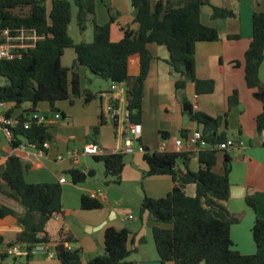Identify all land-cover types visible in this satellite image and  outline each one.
<instances>
[{"label":"trees","instance_id":"trees-1","mask_svg":"<svg viewBox=\"0 0 264 264\" xmlns=\"http://www.w3.org/2000/svg\"><path fill=\"white\" fill-rule=\"evenodd\" d=\"M78 9L77 21L81 31L91 24L93 40L76 43L69 34L73 18L72 3L68 0H0V29H32L43 37L35 48L24 52L21 59L0 62V76L7 82L0 85V101L14 103L7 114L13 113L25 104L30 108L19 116L21 124L13 129L11 145H34L42 148L54 136L51 126L30 120L41 103H48L51 112H57L56 104L61 101L85 96L89 103L93 96L81 91L79 68L85 67L94 75L110 83L124 84L126 89L127 111L132 123L139 124L143 119L145 82L149 76L154 57L150 45L165 47L169 53L167 63L172 72L179 74L175 87L182 96V112L195 122L210 146L228 140L225 132H220L222 124L227 126L231 110L239 105V92L235 90L226 102L222 116L211 117L196 111L184 96L188 84H193L196 95H209L215 90L214 80H201L196 76V45L201 42L221 40L218 30L206 26L201 21L202 9H213L212 19L234 18L232 10L216 7L209 0H133L136 10L134 23L137 29L123 26V37L118 42L111 40V27L116 17L108 10L109 21L101 25L96 19L97 0H73ZM28 9L26 14L16 10ZM253 35L244 54L245 83L248 89L264 93V85L259 78L260 67L264 61V13L256 12L252 18ZM239 36H229L236 40ZM67 49H73L76 59L70 67L62 64ZM138 62V72L133 74L131 62ZM235 65H239L236 63ZM182 92V93H181ZM119 108L116 101H111ZM58 113V112H57ZM29 122L30 127L24 128ZM105 124L103 117L92 129V142ZM115 127V124L112 123ZM257 131H264V112L256 119ZM187 131H182L185 135ZM167 138L168 132H160ZM144 160L148 165L145 177L170 176L173 180L171 192L163 198L144 196L140 213H148L156 226L152 235L158 257L163 264H264V220L257 218L252 230L257 246L254 255H242L233 248L231 227L239 221L219 202L228 200L231 195L230 172L232 157L229 153L205 147L198 153L150 152L145 148ZM194 154L199 170L193 172L189 161ZM223 156L221 172L216 171L219 157ZM125 154L106 153L94 157L105 167V176L112 183L120 185L125 167ZM29 165L20 158L10 156L0 164V193L19 204L23 211L0 203V220L6 217L16 219L21 228L13 243H21L30 252L27 261L37 245L49 244L51 239L45 228L48 221L63 211V187L59 182L28 183L25 173ZM73 184L85 183L94 178V170L78 168L65 173ZM196 186V193L190 196L187 187ZM247 204L257 212L254 196L246 198ZM103 207L99 199L82 195L81 209L98 210ZM4 237L0 236V242ZM72 235L60 233L55 243L56 258L60 264H83L82 249H68ZM105 251L92 258L88 264H134L129 257L136 252L133 248V234L127 228L109 227L105 231ZM143 243V242H141Z\"/></svg>","mask_w":264,"mask_h":264},{"label":"crops","instance_id":"crops-1","mask_svg":"<svg viewBox=\"0 0 264 264\" xmlns=\"http://www.w3.org/2000/svg\"><path fill=\"white\" fill-rule=\"evenodd\" d=\"M129 1L131 0H111V7L109 9H111L113 15L116 17V22L111 27V40L113 42H118L122 39L123 33L121 28L123 26H131L132 29L138 28L134 23L136 10L134 7L132 9L129 6ZM150 1L156 3L159 0ZM209 1L216 7L232 10L236 16L234 18L213 20V9L210 6L203 7L201 13L202 23L206 26L216 28L220 34L221 40L218 42H201L196 45V76L201 80H214L215 90L209 95H196L194 85L190 83L187 85L184 96L193 106H197L195 109L196 111L216 118L222 116L226 111L228 97L232 95L235 90L239 92V105L231 110L227 118V126L222 124L220 132H225L228 139L243 140L246 146L245 149L240 151L239 156L231 155L232 169L230 172V184L231 189L236 188V193L234 196L230 195L228 200L220 201L219 203L232 215L239 218V221L231 227L233 248L242 255H254L257 252V246L253 238L252 230L257 218L264 220V131L259 133L256 126L257 117L264 112V98L257 97L256 95L259 92L247 88L243 61L244 54L249 47L253 35V14L256 12L264 13V0ZM102 3L105 5L104 0ZM96 19L101 25L109 21V19L98 17L97 7ZM229 36H239V38L230 40L228 39ZM149 49L154 60L151 65L149 76L145 82L143 110L147 104V96L151 94L157 109H161L164 113H168L170 109L169 96L176 92L175 83L180 78V75L172 72L170 65L167 63L169 53L165 47L150 45ZM236 63L239 65H235ZM131 67L133 74H136L138 72L137 60H132ZM87 71L88 69L85 67H80L78 70L82 93L88 91L93 96L89 103L86 102L85 96L74 99L72 103L69 100L58 102L56 108H58L57 112L62 115L61 119L55 118V113L57 112H51L48 103H41L36 110V113L39 115L49 118L48 125L51 126V132L54 136L53 141L50 142V147L43 150L41 153L38 149L29 147L28 145H26L25 149L13 147L11 145V140L7 137V144L2 146L0 139V164H4L8 157L16 156L25 164L29 165V169L25 173V179L28 183L59 182L61 178H65L61 176V174L65 175L67 171L74 168L79 169L81 165V155H86L80 153L78 163H75L73 158L69 157L68 154L77 148L81 151L80 147L74 148L78 146L76 144L80 142H82V146L88 143H94L92 139H90L92 136V129L99 125L101 117L104 118L105 124L100 127L99 135L95 140L97 144L107 151V153H112L117 144L116 130L109 119L106 107L108 101L113 99L118 103L119 109L121 110L120 117L124 116L127 111L125 85L118 84V89L112 91V83L109 82L110 85L107 90L96 94L82 84V75L84 74L83 76L87 78ZM259 78L264 85V61L260 67ZM189 95L193 96V102L191 98H189ZM8 106L11 109L14 107V103H9ZM28 108H30V104H25L20 109H17L13 115L20 116L23 111ZM147 121L149 120H145L143 114V119L139 123L142 125V134L136 143L138 142L140 146L142 145L148 148L150 152H160L162 145L165 146L166 151L175 152V142L178 139L199 129L197 124L192 121H190L189 127L172 126V124L160 122V125L157 126V129L160 130L158 131L160 139L157 140L153 138V133H151L149 128L155 126H149L150 124L145 125ZM109 123L111 127L108 125ZM175 129L180 132V137L173 141L171 140V131ZM68 131H75V133L67 134ZM161 131L168 132V137L163 138L160 135ZM182 131H187V133L183 135ZM140 153L141 152H136L135 144L134 152L130 153L134 154L132 162L135 168H130V175L126 174L128 171V164H125L123 171V173L125 172V177L128 176L129 179L131 178L130 180L134 181H143L144 196L147 195L155 199L167 196L173 188L172 178L167 175L145 177V172L148 171V165L144 160V153ZM130 154L125 155L127 156ZM60 155L64 157L62 160H58V156ZM89 157L94 160L93 156ZM223 159V156L219 157L216 167L217 172H221ZM94 162L98 165L103 164L95 160ZM81 167L84 171L94 170L91 162L83 163ZM189 168L193 172L199 170L198 159L194 154H192L189 161ZM104 177L107 182L108 177L105 176V167ZM65 184H67V180L66 183L62 184V187ZM190 188L192 189V193H188ZM84 192L85 193L82 195L87 196L93 193L89 189H86ZM187 193L190 196H194L196 193V186L194 184L189 185L187 187ZM65 194L66 192L63 189L62 213L51 218L45 228L51 239V243H49L51 249L55 248V243L59 239L61 232L72 235L75 242L69 244L70 248L78 249V247L74 245L79 242L75 233L76 227L71 223L75 226L80 225L88 227L91 232L101 231L95 238H89L85 242L84 250L87 249L92 252V254L94 253V257L103 254L105 251L104 242L107 228H127L133 234V248L136 249V252L129 257L130 261L134 262V264L147 261H161L157 254L146 255L145 253H140V247L148 242L147 231H152V228L158 225L150 219L148 213L140 214L142 225L140 229L133 227V225H131V227H125L123 225L124 221L136 222V219L132 215H128V217H125V219L122 218L120 222H118L119 215L121 213L124 214L128 209H117L112 205L106 195L99 199L103 204L101 209L83 210L81 209V193L78 196L79 205L73 203L71 206L67 205ZM248 196H254L256 198L257 212L247 204L246 198ZM7 206L10 207V205ZM110 214L113 217L108 219ZM73 219L74 222L71 221ZM19 232H21V228L17 226L15 218L6 217L0 220V236L4 237V243L10 244L14 242ZM7 234H14L15 238L7 241ZM84 250L82 249V262L83 264H88L91 259L89 261L85 260L83 255ZM13 260L16 262L18 258ZM30 262H33V264H60L56 257L50 258L46 252L37 250L36 248L32 252V259L29 263ZM167 264L175 263L168 262Z\"/></svg>","mask_w":264,"mask_h":264},{"label":"rangeland","instance_id":"rangeland-1","mask_svg":"<svg viewBox=\"0 0 264 264\" xmlns=\"http://www.w3.org/2000/svg\"><path fill=\"white\" fill-rule=\"evenodd\" d=\"M69 2L72 3V12H73V18L71 21V24L69 26V34L73 38V40L76 43L80 42H91L93 40V28L91 24L87 25V29L85 31H81L78 25L77 21V13L78 9L74 5L73 0H68ZM103 0H98L97 2V12H98V17L99 18H104V19H109V13L108 10L111 7V0H104V3H102ZM129 6L131 7L130 1H129ZM28 12V9H22V10H16V13L20 14H26ZM164 48V47H163ZM76 59V53L74 52L73 49H67L66 54L63 58V65L70 67L73 64V61ZM84 75V74H83ZM82 75V84L84 87L87 89L92 90L94 93L99 94L102 91H105L109 87V82L106 81L105 79L98 77L96 75H93L89 70L87 71V78ZM95 76V77H94ZM7 82V80L3 77L0 76V85H3ZM182 93V92H181ZM189 98H191V101L193 102V96L189 95ZM182 96L180 94H177V92L171 94L169 96V104H170V109L168 113H164L161 109H157L155 106L154 100L149 94L146 99V106L144 107V118L145 120H149L145 122V125L150 124L149 126H155V127H149L151 133H153V138L155 139H160L159 133L157 129V126L160 125V122H166L169 124H172V126H185L189 127L190 125V120L187 115L183 114L182 112ZM111 127V124H108ZM162 132V131H161ZM69 133H75V131H68L67 134ZM180 137V132L175 129L171 131V140L175 141L177 138ZM0 139H1V145L5 146L6 143V136L4 132L0 131ZM82 142L76 144L78 146H75L74 148L76 149L77 147L81 148V151L83 149V146L81 144ZM136 144V152H139V143ZM141 154V153H140ZM134 154L127 155L125 158V164H128L127 167V173H131L130 168H135L133 162H132V157ZM89 163L91 162L93 164V168L96 172V176L94 178H89L85 183L83 184H78L74 185L71 181V178L68 175L61 174V176H64L67 180V184L63 185V189L66 192L65 194V201L67 205H72L75 203V205H79V199L78 196L85 193L84 191L86 189H89L91 192H100L103 191L106 193L105 195L107 198L111 201L112 205L116 207L117 209H128L124 212V214L119 215V220L122 218L125 219V217H128V215H132L135 219V221H124L123 225L126 227H133L140 229L141 228V220H140V206L142 202V198L144 197L143 195V181H134L130 180L128 176L125 177V172L123 173L122 176V183L121 185H116L112 183V179L109 177L107 182L104 177V165L103 164H96L94 160L89 157V156H83L81 155V165L79 166V169H82L83 163ZM126 171V170H125ZM188 193H192V189L190 188ZM142 197V198H141ZM0 203L5 205H10L11 208L16 210L19 214L22 213L23 209L22 207L14 202L13 200L9 199L8 197H5L0 193ZM93 214V213H89ZM113 217L111 214L108 216V219H111ZM127 219V218H126ZM74 222V219L71 220ZM75 228V233L76 236L79 240L78 243L74 244L78 248H82L84 250L85 247V242L89 238H95L98 234H100L101 231H93L91 232L88 227H83V226H75L73 223H71ZM15 238L14 234H7L6 239L7 241L12 240ZM147 244H144L143 246L140 247V253L141 254H148V255H156V247L152 235V231L148 230L147 231ZM43 253V252H42ZM85 260H90L94 256V253L88 251L87 249L84 250L83 252ZM158 255V254H157ZM8 264H33V262L29 263L27 261L26 256L18 257V260L15 262L13 259H9ZM142 264V263H140Z\"/></svg>","mask_w":264,"mask_h":264},{"label":"built area","instance_id":"built-area-1","mask_svg":"<svg viewBox=\"0 0 264 264\" xmlns=\"http://www.w3.org/2000/svg\"><path fill=\"white\" fill-rule=\"evenodd\" d=\"M51 0H46L49 4ZM43 37L39 36L35 30L26 28H3L0 29V62L12 61L16 59H21L24 52L36 47L37 42ZM118 89V84L113 83L111 85V90L116 91ZM110 99L106 107V112L109 114V119L115 124L116 139L117 144L114 147L113 154H130L134 152V145L136 141L141 137L142 125L132 123L129 119L128 111L125 112L123 117H120V109L114 108L111 105ZM9 103L0 101V131L4 132L5 136L12 140L13 129L16 128L21 121L19 116L8 115L7 112L10 110ZM197 106H194L196 109ZM56 119H61L62 115L60 113H55ZM31 121H36L38 124H49V118L47 116L39 115L34 112L30 115ZM30 123H24V128L28 129ZM245 142L241 139H228L224 142L210 146L203 140V135L200 131L195 130L188 133L186 136L178 139L175 142V152H187V153H198L205 147L214 148L215 150H221L229 153L230 155L239 156L241 150L245 149ZM29 147L37 149L34 145H29ZM50 147V142L47 141L43 144L42 148L38 149L41 153L43 150ZM21 149H25L26 145H21ZM166 151L164 145L161 147V151ZM139 152L144 153L145 149L141 145L139 147ZM80 153L86 156H103L107 153L99 144L88 143L83 146L82 151L78 148L73 152L68 154L69 157L73 158L75 163H78V158ZM64 157L62 155L58 156V160H62ZM60 184L66 183L65 178L59 180ZM93 199H100L105 197L103 191L93 192L90 195ZM58 216V215H57ZM132 218V217H131ZM68 249L70 245L65 244ZM37 250L44 251L48 254L50 258L56 257L55 248L51 249L49 244H40L36 246ZM30 252L26 249V246L21 243L8 244L0 242V264H8L9 259H17L18 257L28 256Z\"/></svg>","mask_w":264,"mask_h":264},{"label":"water","instance_id":"water-1","mask_svg":"<svg viewBox=\"0 0 264 264\" xmlns=\"http://www.w3.org/2000/svg\"><path fill=\"white\" fill-rule=\"evenodd\" d=\"M130 4H131V8L133 9V1L131 0L130 1ZM257 97L259 98H264V93H258L256 95ZM236 193V188H232L231 189V195L234 196ZM142 264H163L162 261H147V262H143Z\"/></svg>","mask_w":264,"mask_h":264}]
</instances>
